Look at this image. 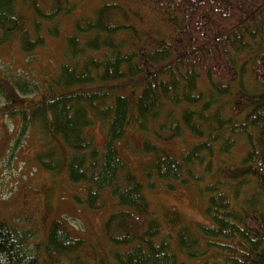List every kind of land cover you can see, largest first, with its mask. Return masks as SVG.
I'll return each instance as SVG.
<instances>
[{
	"label": "trees",
	"instance_id": "16d2710c",
	"mask_svg": "<svg viewBox=\"0 0 264 264\" xmlns=\"http://www.w3.org/2000/svg\"><path fill=\"white\" fill-rule=\"evenodd\" d=\"M73 10L69 0H0V45L30 56ZM148 13L159 28L145 27ZM65 45L56 75L16 86L38 101L4 115L19 117L20 136L39 132L38 167L81 184L76 201L94 210L105 192L114 199L108 260L62 220L36 237L0 217V264H264V0H102ZM94 120L106 128L102 148L86 133ZM131 126L158 141L200 139L173 158L144 137L140 151L153 157L142 173L149 188L198 185L208 225L152 211L118 149ZM238 139L239 165L218 164Z\"/></svg>",
	"mask_w": 264,
	"mask_h": 264
},
{
	"label": "rangeland",
	"instance_id": "374dc122",
	"mask_svg": "<svg viewBox=\"0 0 264 264\" xmlns=\"http://www.w3.org/2000/svg\"><path fill=\"white\" fill-rule=\"evenodd\" d=\"M69 1L74 5V10L71 15L60 19V35L57 38H48L45 45L30 56L23 53L17 43L0 45V84L4 95H8L11 101L10 106L7 105L8 101L0 91V217L20 225V229L34 228L36 237H41L42 231L52 220H62L76 237L85 240L98 259L104 260L109 256L110 248L103 225L117 209L114 199L105 192L98 208L94 210L89 209L84 202L76 201L74 196L83 197L81 184L70 183L64 173L56 174L38 167L35 156L44 149L39 132L29 129L24 136H20L19 117L4 115L9 109L26 104V101H38L40 94L33 93L29 86V95L21 93L16 88L17 84L27 81L30 85L41 86L49 76L56 75L64 61L66 38L73 33L74 22L91 16L102 3V0ZM146 16L145 27L159 28V23L152 14L148 13ZM86 37L82 35L83 39ZM3 105L6 109H2ZM86 133L93 138L98 148H102L106 141L105 126L102 127L94 120ZM144 137L166 150L173 158H179L189 146L198 143L200 139L185 133L180 140L158 141L131 126L118 144V149L130 170L142 183L143 192L156 215L170 212L184 224L208 225L205 198L199 196L198 185H179L174 190H168L162 182H156L153 188L146 185L142 166L153 156L140 151ZM245 153L246 143L238 139L228 155L218 156V164H232L236 167ZM211 179L212 177L204 175L199 185H205ZM96 260L93 264H97Z\"/></svg>",
	"mask_w": 264,
	"mask_h": 264
}]
</instances>
